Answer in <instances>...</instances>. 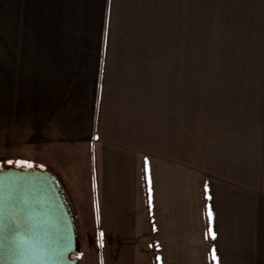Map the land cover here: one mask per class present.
<instances>
[{"label":"crops","instance_id":"obj_1","mask_svg":"<svg viewBox=\"0 0 264 264\" xmlns=\"http://www.w3.org/2000/svg\"><path fill=\"white\" fill-rule=\"evenodd\" d=\"M27 3H33L34 12L36 0H0L2 145H9L10 132L18 144L24 139L25 122H11L10 107L14 103L24 111L21 80L26 63H36L29 54H39L37 62H43L41 46L31 44V36L28 46L19 43L20 38L24 42V31L36 23V19L30 26L21 22ZM59 3L73 6L65 10L66 21L126 22L120 26L123 32H112L118 25L100 24V36H149V21L164 19L160 15L176 10L170 7L184 0ZM225 3L241 6V19L257 21L260 73L253 92L241 94V107L222 109L219 119L209 116L193 132L171 133L153 125L149 102L141 103L142 96H149V83H142L148 76L106 75L110 45L95 48L105 55L96 60L81 55L82 51L67 59L81 73L91 62L92 68L105 67L102 76L95 72L66 76L69 85L61 82L65 87L58 89L56 106L50 103V139L55 144L51 156L64 160L56 162L57 170L68 182L77 217L84 226L94 224L91 242L99 248L98 264H264V0ZM122 53L114 63L133 68L146 59L125 55L126 49ZM53 57L60 59L59 55L44 59ZM118 78L123 83L117 93L120 98L108 99L107 85ZM84 94L85 100L80 99ZM42 109L41 104L35 109L39 121ZM55 109L57 118L52 115Z\"/></svg>","mask_w":264,"mask_h":264},{"label":"rangeland","instance_id":"obj_2","mask_svg":"<svg viewBox=\"0 0 264 264\" xmlns=\"http://www.w3.org/2000/svg\"><path fill=\"white\" fill-rule=\"evenodd\" d=\"M225 2L226 0H184L183 4L170 7L176 10L171 9L168 14L160 15L164 19L149 21V36H100V24L111 25L112 28L118 25V30L112 32H123L120 26L126 22L113 20L101 23L88 19L66 21L65 10L69 4L59 3V0H40L39 3L36 0L34 12L33 3L25 4L26 11L21 16V22L30 26L36 19V23L28 31L22 29L24 42L20 38L19 43L28 46L31 36L30 43L41 46L43 62H37L39 54H29L36 63H26L25 77L21 80L25 88L24 111L21 112L22 108L17 109L14 103L10 107L13 110L11 122H25L24 139L20 138L18 144L17 139L12 140L14 132H10L9 145H2L0 142V167H38L48 169L56 176L75 214L79 231L80 264H98L95 254L99 252V248L91 242L95 233L93 222L84 226L77 217L72 204L73 194L67 189L68 182L62 178L63 171L57 170L56 162L62 163L64 160L60 158L56 161L51 156V145L55 144H51L50 139V103L55 107L54 100L59 97L58 89L69 85L66 76L81 77L83 73L87 77L92 76L90 73L93 72L102 76L105 67L104 70L103 66L92 68L91 62L81 73L76 70L74 63L67 62L68 57L82 51L81 55H87L89 60H96V56L98 59L99 55H105L97 53L95 48L110 45L112 52L107 55H111V60L106 67V75L114 78L148 76L149 81L142 83H149V96H142L141 103L145 99L149 102V115L153 118V125L171 133L184 129L193 132L194 126L204 124L209 116L219 119L222 109L237 110L241 107V94L253 92L260 73L259 59L262 54L259 52L257 21L241 19V6L227 5ZM69 8L73 6L70 5ZM125 49L129 52L125 55H134L133 58L140 59V55L144 56L146 59L143 64V59L133 68L128 63H114L115 58L124 55L122 52ZM57 55L61 60L55 57L50 61L44 59L45 56ZM121 83L119 78L110 79L107 85L108 99L120 98L117 93L123 86ZM134 85L136 84H129L128 87L131 89ZM138 86L142 87V84ZM34 88H37L36 92ZM139 92V95L146 93ZM86 96L84 94L80 99L85 100ZM246 102L248 106L250 100ZM40 104L43 109L39 121L40 112L35 109ZM62 111L59 109L60 114ZM57 113L55 109L52 115L57 118ZM234 113L237 114L236 111ZM36 122H39L37 126ZM55 127L53 131L57 137L59 127ZM60 143L68 146L63 145L68 142ZM8 161L13 163H7ZM16 161H27L32 167L17 165Z\"/></svg>","mask_w":264,"mask_h":264},{"label":"water","instance_id":"obj_3","mask_svg":"<svg viewBox=\"0 0 264 264\" xmlns=\"http://www.w3.org/2000/svg\"><path fill=\"white\" fill-rule=\"evenodd\" d=\"M79 254L75 214L56 176L0 167V264H80Z\"/></svg>","mask_w":264,"mask_h":264},{"label":"snow or ice","instance_id":"obj_4","mask_svg":"<svg viewBox=\"0 0 264 264\" xmlns=\"http://www.w3.org/2000/svg\"><path fill=\"white\" fill-rule=\"evenodd\" d=\"M7 163H13V161H8ZM15 163L17 165H20V166L32 167V165L27 161H16ZM13 224L14 225L18 224V220L15 217L13 218ZM213 236H214V234H213Z\"/></svg>","mask_w":264,"mask_h":264}]
</instances>
